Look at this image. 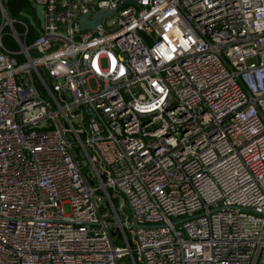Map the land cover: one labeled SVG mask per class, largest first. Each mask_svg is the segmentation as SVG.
Wrapping results in <instances>:
<instances>
[{"label":"built area","instance_id":"1","mask_svg":"<svg viewBox=\"0 0 264 264\" xmlns=\"http://www.w3.org/2000/svg\"><path fill=\"white\" fill-rule=\"evenodd\" d=\"M31 1L27 43L0 0V264H264V0Z\"/></svg>","mask_w":264,"mask_h":264},{"label":"trees","instance_id":"2","mask_svg":"<svg viewBox=\"0 0 264 264\" xmlns=\"http://www.w3.org/2000/svg\"><path fill=\"white\" fill-rule=\"evenodd\" d=\"M4 8L9 16L14 20L13 26L16 30H22L23 22L28 25V31L25 36V42L31 41L37 30L35 24L39 18L36 7L31 0H1ZM8 25L4 26L3 30H8ZM4 43L9 44L11 40L8 34H4L2 37ZM128 264V263H126Z\"/></svg>","mask_w":264,"mask_h":264},{"label":"water","instance_id":"3","mask_svg":"<svg viewBox=\"0 0 264 264\" xmlns=\"http://www.w3.org/2000/svg\"><path fill=\"white\" fill-rule=\"evenodd\" d=\"M111 12V9L107 8V7H101L98 9L97 12H95L93 14L92 18H89L88 15L90 14V11L84 12L79 16V25L78 27L80 29H84L86 27H90L93 28L95 27L97 24H99L101 18L103 15L107 14ZM38 25L40 24V20H37ZM110 225H116V222H109Z\"/></svg>","mask_w":264,"mask_h":264},{"label":"rangeland","instance_id":"4","mask_svg":"<svg viewBox=\"0 0 264 264\" xmlns=\"http://www.w3.org/2000/svg\"><path fill=\"white\" fill-rule=\"evenodd\" d=\"M36 10L38 13V16L41 17L42 16V6L41 5H37L36 6ZM89 82L91 83V85H93V80L90 79ZM115 205L117 206L118 209L124 208V204H123V197L121 195H118L116 197V199L114 200ZM124 210L126 211V207L124 208ZM122 262L126 261L125 257H123L121 259Z\"/></svg>","mask_w":264,"mask_h":264}]
</instances>
